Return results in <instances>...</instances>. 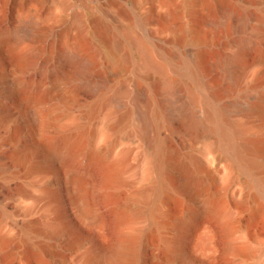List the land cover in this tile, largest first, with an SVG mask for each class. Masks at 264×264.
I'll use <instances>...</instances> for the list:
<instances>
[{
	"label": "bare ground",
	"instance_id": "bare-ground-1",
	"mask_svg": "<svg viewBox=\"0 0 264 264\" xmlns=\"http://www.w3.org/2000/svg\"><path fill=\"white\" fill-rule=\"evenodd\" d=\"M197 3L167 38L90 15L91 49L0 31V264H264V0Z\"/></svg>",
	"mask_w": 264,
	"mask_h": 264
},
{
	"label": "rangeland",
	"instance_id": "rangeland-1",
	"mask_svg": "<svg viewBox=\"0 0 264 264\" xmlns=\"http://www.w3.org/2000/svg\"><path fill=\"white\" fill-rule=\"evenodd\" d=\"M206 12L205 3L188 8L185 0H0V31H20V22L36 15L38 30L46 35L41 46L45 51L57 52L67 41L80 42L85 48L99 43L94 38L90 15L102 16L110 22L104 27L97 26L101 39H110L116 25L134 23L137 16L149 17L142 32L152 35L161 32L167 38L168 32L164 34L161 30L166 25L180 28L193 25ZM213 42L218 45L220 39L216 37ZM217 264H225V258L220 257Z\"/></svg>",
	"mask_w": 264,
	"mask_h": 264
}]
</instances>
